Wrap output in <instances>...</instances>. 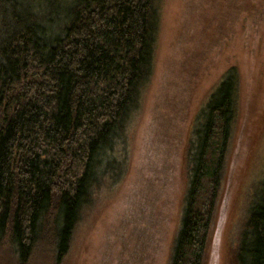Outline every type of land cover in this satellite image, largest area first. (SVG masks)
<instances>
[{"label": "trees", "instance_id": "trees-1", "mask_svg": "<svg viewBox=\"0 0 264 264\" xmlns=\"http://www.w3.org/2000/svg\"><path fill=\"white\" fill-rule=\"evenodd\" d=\"M161 8L162 0H0V253L15 264L38 254L59 260L98 186L127 162ZM238 91L229 69L193 117L168 264H205ZM258 182L235 264H264Z\"/></svg>", "mask_w": 264, "mask_h": 264}, {"label": "rangeland", "instance_id": "rangeland-1", "mask_svg": "<svg viewBox=\"0 0 264 264\" xmlns=\"http://www.w3.org/2000/svg\"><path fill=\"white\" fill-rule=\"evenodd\" d=\"M229 69L239 78L238 109L205 264H235L250 195L264 177V0H162L153 76L127 162L98 186L63 256L38 254L26 264H168L192 120ZM7 256L0 253V264H15Z\"/></svg>", "mask_w": 264, "mask_h": 264}, {"label": "water", "instance_id": "water-1", "mask_svg": "<svg viewBox=\"0 0 264 264\" xmlns=\"http://www.w3.org/2000/svg\"><path fill=\"white\" fill-rule=\"evenodd\" d=\"M219 214H220V212H219ZM221 214H222V211H221ZM218 224H219V216H218V222H217L216 228H218Z\"/></svg>", "mask_w": 264, "mask_h": 264}]
</instances>
